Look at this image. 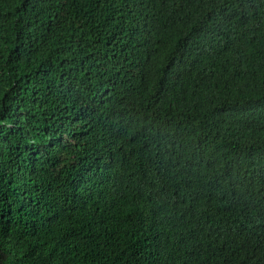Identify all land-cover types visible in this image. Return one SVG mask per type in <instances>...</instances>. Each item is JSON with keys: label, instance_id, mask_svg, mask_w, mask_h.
<instances>
[{"label": "trees", "instance_id": "trees-1", "mask_svg": "<svg viewBox=\"0 0 264 264\" xmlns=\"http://www.w3.org/2000/svg\"><path fill=\"white\" fill-rule=\"evenodd\" d=\"M0 264H264V0H0Z\"/></svg>", "mask_w": 264, "mask_h": 264}]
</instances>
